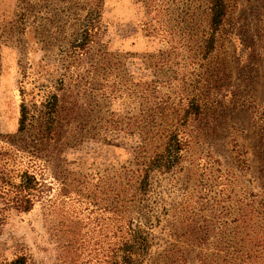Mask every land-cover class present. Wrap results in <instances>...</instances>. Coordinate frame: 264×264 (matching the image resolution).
Masks as SVG:
<instances>
[{
    "label": "rangeland",
    "instance_id": "374dc122",
    "mask_svg": "<svg viewBox=\"0 0 264 264\" xmlns=\"http://www.w3.org/2000/svg\"><path fill=\"white\" fill-rule=\"evenodd\" d=\"M50 1L0 0V145L17 139L19 106L37 112L50 94L60 135V157L43 167L16 160L50 190L7 213L0 264H100L107 190L127 188L121 167L159 152L169 127L182 139L177 163L152 174L140 203L125 195L148 229L145 264L244 256L264 214V0H224L205 60V0H99L100 32L80 55L69 42L82 1ZM188 98L199 114L178 123Z\"/></svg>",
    "mask_w": 264,
    "mask_h": 264
},
{
    "label": "trees",
    "instance_id": "16d2710c",
    "mask_svg": "<svg viewBox=\"0 0 264 264\" xmlns=\"http://www.w3.org/2000/svg\"><path fill=\"white\" fill-rule=\"evenodd\" d=\"M25 1V0H22ZM62 4L63 0H59ZM76 1V2H75ZM78 0H71L75 5ZM84 14L75 24L70 39L71 55H80L90 46L100 32L99 0H81ZM205 19L207 22V38L200 50V59L205 60L213 49L214 35L219 29L226 12L224 0H205ZM53 3L51 0L46 6ZM24 21L23 14L20 18ZM22 21V20H21ZM27 20L22 22V30L27 26ZM59 103V97L50 94L41 104L37 112L29 111L25 105L19 106L15 136L17 139L9 142L8 146L0 145V227L9 211L15 213H27L32 206L41 201L50 188L44 182L41 171H29L28 168H18L16 160L23 157L30 161H39L43 167L45 159L52 153L59 156L60 135L56 128L55 107ZM199 109L192 98L185 100V110L180 117H174L178 123H185L191 116L197 117ZM36 131L34 141H30L31 149L25 147L27 135L30 131ZM162 149L144 159H137L122 168V178L126 180L127 188L117 192L107 190V209L103 223L101 237L100 264H145L150 252V238L147 227L138 220L136 208L130 213L125 208L130 198L138 199V203L149 191L150 179L155 172L169 171L176 163L182 148L180 131L176 127L168 128L164 132ZM60 157V156H59ZM44 160H43V159ZM128 190L132 195L127 200ZM48 203V202H47ZM260 236L254 235L251 249L244 256H217L215 264H264V214L260 219ZM77 239L71 242V256L81 255V243ZM95 249V248H94ZM63 260V259H62ZM78 259L71 258L62 261L63 264H76ZM184 259L179 258L177 264H184ZM5 264H26V257L19 255ZM80 264V263H77Z\"/></svg>",
    "mask_w": 264,
    "mask_h": 264
}]
</instances>
